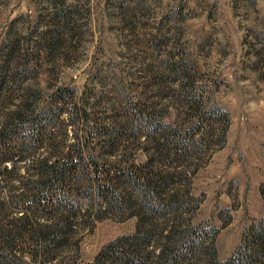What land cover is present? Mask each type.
Here are the masks:
<instances>
[{
	"label": "rangeland",
	"instance_id": "obj_1",
	"mask_svg": "<svg viewBox=\"0 0 264 264\" xmlns=\"http://www.w3.org/2000/svg\"><path fill=\"white\" fill-rule=\"evenodd\" d=\"M60 103L68 110L58 115ZM20 109L19 127L47 118L57 130L0 163L11 170L0 181V227L18 213L11 197L37 187L36 163L73 145L92 171L143 167L149 153L157 169L164 135L171 145L183 138L179 151L189 156L168 168L176 175L158 191L185 200L179 221L198 227L218 262L264 219V0H0V129ZM76 112L85 121L74 126ZM78 194L67 244H47L50 255L39 245L34 258L0 244V264H93L107 244L135 233L138 217L126 205L98 211L91 188ZM89 205L91 217L82 215ZM202 249L198 264H210ZM158 253L151 262L165 264Z\"/></svg>",
	"mask_w": 264,
	"mask_h": 264
},
{
	"label": "trees",
	"instance_id": "obj_2",
	"mask_svg": "<svg viewBox=\"0 0 264 264\" xmlns=\"http://www.w3.org/2000/svg\"><path fill=\"white\" fill-rule=\"evenodd\" d=\"M57 109H59L58 115L68 110L62 103ZM22 115L23 110H14L7 123L0 129L1 164L13 162L15 157L21 158L20 150L25 144L35 140L46 142L56 135L57 128L50 126V120L47 118L43 123L36 121L29 127H19L22 124ZM75 119L84 122L85 115L80 112L72 113L70 122L74 126H76ZM17 127L19 130L16 129ZM192 130L196 133L200 130V126ZM79 132V129H75L77 137ZM157 144L155 150H158L163 165V167L158 166L157 169L152 166L154 154L149 153V160L143 167L134 166L117 171H105L103 167L99 168L95 165L92 171L84 156L80 155L73 145L57 153L52 162L45 158L36 163L37 187L30 193L11 197L18 213L0 227L1 246L8 249L11 254L19 252L18 246L22 249L29 248L34 258L41 254L38 250L39 245L45 244V249L41 252L50 255L49 250H46L49 246L47 244L58 246L67 244L72 234L76 232V220L80 215L78 189L85 187V189L91 188L98 211H101L103 203L107 202L116 208L126 205L132 210L128 216L138 217L135 233L107 244L93 264H153L151 256L156 250L159 252L156 257L160 261H165V264H198L201 263L199 256L201 257L202 248L209 249L212 255L210 264H264V219L250 226L243 236L242 245L224 262H218L217 250L213 244L207 247L200 243L202 241L198 240L197 236L199 229L192 225L191 220L181 224L179 220H184V216L177 210L183 208L185 200L178 199V192H173L169 198L162 196L158 188L163 183H169V178L176 175L168 168L184 164L189 155L179 151L183 145V138L171 145L168 136L164 135L159 138ZM89 170L92 174L87 178ZM5 172L11 173V170L9 171L5 166V169L0 171V181ZM125 184H128L129 188H136L139 185L143 188V193H138L135 189L132 193L122 191ZM137 193L141 206L135 202ZM262 193L264 194L263 189ZM169 205L175 206L170 210L174 214L172 225L169 223L172 218H166L170 213L167 211ZM91 208L92 206L89 205L82 215L91 217ZM160 216L164 217V221L158 224L157 220ZM178 222L180 226H177ZM190 253L198 255L199 259L192 262L188 257ZM1 255L0 253V257ZM53 257L52 255L50 259Z\"/></svg>",
	"mask_w": 264,
	"mask_h": 264
}]
</instances>
